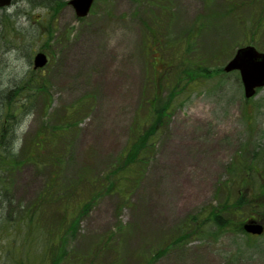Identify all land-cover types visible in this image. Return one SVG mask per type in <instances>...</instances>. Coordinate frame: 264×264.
<instances>
[{
    "label": "rangeland",
    "instance_id": "obj_1",
    "mask_svg": "<svg viewBox=\"0 0 264 264\" xmlns=\"http://www.w3.org/2000/svg\"><path fill=\"white\" fill-rule=\"evenodd\" d=\"M69 1L0 8V155L19 162L0 171V264H41L32 210L62 232L60 255L112 237L123 264H264V234L240 216L176 232L232 202L231 167L264 183V87L248 99L224 71L239 47L264 51V0H95L85 17ZM39 51L49 61L35 69ZM167 104L145 158L126 165Z\"/></svg>",
    "mask_w": 264,
    "mask_h": 264
},
{
    "label": "trees",
    "instance_id": "obj_2",
    "mask_svg": "<svg viewBox=\"0 0 264 264\" xmlns=\"http://www.w3.org/2000/svg\"><path fill=\"white\" fill-rule=\"evenodd\" d=\"M262 25L263 23L259 21L258 26H262ZM189 73L191 74L192 71H189ZM168 109H169V104H167L163 108H158L156 106L152 108V112L150 113L149 116L150 119L153 121L151 129L147 131H143V133H140L141 135L138 136L131 144L127 156H125L124 162L126 163V165L130 164L128 162L131 163L138 162L145 158L144 151L148 150V147L154 142L153 139L158 133L159 125L161 123V118L164 114L168 112ZM41 141H46V140L45 138H42ZM14 156L15 154L13 152L12 153L9 152V155L5 156L4 158H2V154L0 155V159H2V162H0V171L2 172L10 171L16 168L17 166H19V162L13 160ZM261 160L264 161V155H261L260 161ZM231 171L233 172L238 171L239 173H242L240 179H237L236 195L235 197H233L234 199L232 200V202H230L231 197H229L226 203H224L221 207H217V209L214 208L212 211H210L208 215L204 216L203 214H197L186 220V222L182 226L178 227L176 230V232L179 235V238L180 236L185 237V235H183L182 232L194 226H203L205 224H216L219 227L226 226L227 223H229L228 218L231 216L233 218H235L236 216L241 217L238 225V229L241 231H242V224L246 219L252 217L264 219V183H260L259 176H257L255 173H250V172L248 173L245 166H242L241 168L239 167V170L235 169L234 167H231L230 172ZM53 189L56 190L55 188ZM9 191L10 190H8L6 193H10ZM60 199L61 197H59V199L55 201L52 200L50 202H53L54 205H57L59 201H63ZM59 204L60 202L58 203V205ZM88 204H89L88 202L87 204L86 202L81 204V206H79V209L83 208L84 210H88L89 209ZM34 205L35 203L33 204V206ZM37 214H39L42 217L41 219L43 220H41L38 216H36ZM37 214H34V211L32 210V212L29 215L24 214L23 218L24 219L27 218L29 229H31V227L33 228L34 225L38 224L36 225V227L39 230L44 231L45 233V240L44 243L42 244L43 247L42 252L44 253V255H43V260L41 259V264H123L121 254L117 249L112 247V243H113L112 237L107 238L105 240L101 238L100 241H98L95 244L97 246L91 249H87L88 252L80 257H75L71 251H67L66 249L63 250L64 252L63 255L56 253L54 246H58L59 243L57 239L61 240L62 232L57 231L58 233H55L52 227L54 221L51 220L50 223H48V220L46 218L44 219L43 217V215L45 214L44 212L43 213L40 212ZM60 220H61L60 225L59 223L57 224L60 226L61 229V223L65 222V220L68 219L67 217H65V215L62 214ZM23 221L17 223H19V225L22 226ZM71 230L74 232L77 231V226L75 222L73 223L71 222L69 231ZM8 235L14 236L13 232L9 233ZM25 237H26L25 240L29 239L28 238L29 235H26ZM108 252H112L114 254V257L111 262L104 260L105 255ZM43 261H48L49 263Z\"/></svg>",
    "mask_w": 264,
    "mask_h": 264
},
{
    "label": "water",
    "instance_id": "obj_3",
    "mask_svg": "<svg viewBox=\"0 0 264 264\" xmlns=\"http://www.w3.org/2000/svg\"><path fill=\"white\" fill-rule=\"evenodd\" d=\"M12 0H0V7L8 5ZM94 0H70V4L75 8L79 17L89 14ZM35 68L43 67L48 62L45 53L39 52L35 56ZM239 69L245 88L247 98L253 96L258 87L264 86V52H260L256 47L248 45L237 50L236 55L225 66L226 71ZM247 231L261 234L264 230L262 223L257 220H250L245 224Z\"/></svg>",
    "mask_w": 264,
    "mask_h": 264
},
{
    "label": "bare ground",
    "instance_id": "obj_4",
    "mask_svg": "<svg viewBox=\"0 0 264 264\" xmlns=\"http://www.w3.org/2000/svg\"><path fill=\"white\" fill-rule=\"evenodd\" d=\"M117 43L114 41L113 43L109 44L108 48L116 49ZM86 52V51H85Z\"/></svg>",
    "mask_w": 264,
    "mask_h": 264
}]
</instances>
